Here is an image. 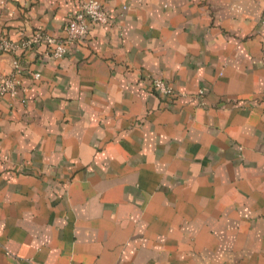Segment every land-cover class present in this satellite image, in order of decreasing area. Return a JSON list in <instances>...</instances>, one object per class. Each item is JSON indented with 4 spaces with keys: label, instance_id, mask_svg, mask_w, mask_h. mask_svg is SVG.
Listing matches in <instances>:
<instances>
[{
    "label": "crops",
    "instance_id": "obj_1",
    "mask_svg": "<svg viewBox=\"0 0 264 264\" xmlns=\"http://www.w3.org/2000/svg\"><path fill=\"white\" fill-rule=\"evenodd\" d=\"M81 1L0 0V33L63 38ZM99 1L0 97V264H264V0Z\"/></svg>",
    "mask_w": 264,
    "mask_h": 264
},
{
    "label": "built area",
    "instance_id": "obj_2",
    "mask_svg": "<svg viewBox=\"0 0 264 264\" xmlns=\"http://www.w3.org/2000/svg\"><path fill=\"white\" fill-rule=\"evenodd\" d=\"M111 13L99 0H82L75 11L67 15L63 26L64 36L59 38L53 34L35 29L31 34H21L12 40L0 33V54L13 56L12 71L0 72V97L9 96L24 102L25 87L20 81L24 69L18 61L19 53L36 50L40 45L45 46L46 52L54 57H60L67 51V44L84 41L90 23L106 24L111 21ZM32 77L37 79L38 72H33ZM146 81L157 94L170 97L175 91L167 81L159 76L147 75ZM201 93V90H199Z\"/></svg>",
    "mask_w": 264,
    "mask_h": 264
},
{
    "label": "trees",
    "instance_id": "obj_3",
    "mask_svg": "<svg viewBox=\"0 0 264 264\" xmlns=\"http://www.w3.org/2000/svg\"><path fill=\"white\" fill-rule=\"evenodd\" d=\"M25 53L21 52L19 53V56H18V61L20 62V60L22 59V57L24 56Z\"/></svg>",
    "mask_w": 264,
    "mask_h": 264
},
{
    "label": "water",
    "instance_id": "obj_4",
    "mask_svg": "<svg viewBox=\"0 0 264 264\" xmlns=\"http://www.w3.org/2000/svg\"><path fill=\"white\" fill-rule=\"evenodd\" d=\"M13 60H14V58L12 57V58H11V65L13 64Z\"/></svg>",
    "mask_w": 264,
    "mask_h": 264
}]
</instances>
